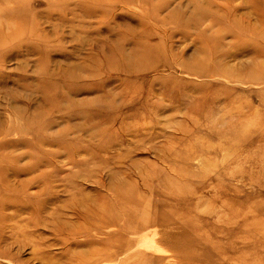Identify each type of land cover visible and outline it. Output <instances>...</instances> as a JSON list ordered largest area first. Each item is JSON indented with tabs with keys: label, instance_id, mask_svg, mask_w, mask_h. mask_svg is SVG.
<instances>
[{
	"label": "rangeland",
	"instance_id": "rangeland-1",
	"mask_svg": "<svg viewBox=\"0 0 264 264\" xmlns=\"http://www.w3.org/2000/svg\"><path fill=\"white\" fill-rule=\"evenodd\" d=\"M0 264H264V0H0Z\"/></svg>",
	"mask_w": 264,
	"mask_h": 264
},
{
	"label": "bare ground",
	"instance_id": "bare-ground-1",
	"mask_svg": "<svg viewBox=\"0 0 264 264\" xmlns=\"http://www.w3.org/2000/svg\"><path fill=\"white\" fill-rule=\"evenodd\" d=\"M111 221V220H110ZM110 223H112V222H110Z\"/></svg>",
	"mask_w": 264,
	"mask_h": 264
}]
</instances>
